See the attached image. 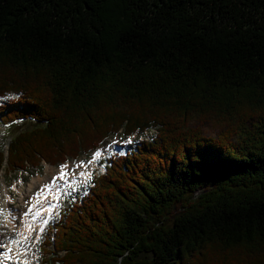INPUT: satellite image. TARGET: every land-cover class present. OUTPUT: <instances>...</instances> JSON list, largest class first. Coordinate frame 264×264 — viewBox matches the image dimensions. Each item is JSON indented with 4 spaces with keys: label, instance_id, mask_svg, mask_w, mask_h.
<instances>
[{
    "label": "trees",
    "instance_id": "16d2710c",
    "mask_svg": "<svg viewBox=\"0 0 264 264\" xmlns=\"http://www.w3.org/2000/svg\"><path fill=\"white\" fill-rule=\"evenodd\" d=\"M0 171L110 135L50 264H264V0H0Z\"/></svg>",
    "mask_w": 264,
    "mask_h": 264
},
{
    "label": "rangeland",
    "instance_id": "374dc122",
    "mask_svg": "<svg viewBox=\"0 0 264 264\" xmlns=\"http://www.w3.org/2000/svg\"><path fill=\"white\" fill-rule=\"evenodd\" d=\"M13 96L14 95L11 94L9 96L0 98V103ZM21 127L25 128L27 127V125L22 122H19L15 125L6 128L0 126V150L5 149L6 155L8 154V143L10 141V136L16 131H18ZM156 132L157 131L155 129H148L145 130L143 133L136 132L128 138L123 136L121 133L110 135V137H108L100 147L101 149L99 148V151H101V156L98 159H93L95 152H92L90 155L82 154L76 160L69 159L67 162H65L69 164V170L74 173H77L81 168H83L84 165L90 166L91 164H95V167L87 180H85L84 182H80L76 187L72 186L69 190H64L65 192L63 191L60 194L57 206L55 207L53 212H51V214L48 216V223L44 227L43 239H41L40 244H37L35 242V239L39 234L38 228L36 226L33 231L32 237L28 239L29 250L32 251V249L36 247L38 248L36 254L40 258L44 257L43 246L41 243L45 239V235H47L48 233L47 228L52 224L53 219L58 216L60 209L65 204H67L68 201L74 200L78 195H81L84 192L89 179H91L93 175L102 173L105 170L102 160L107 155L116 152L124 153L126 150L133 148L137 142L139 143V141L143 139L152 138V136H154ZM129 139H131V143H127ZM109 145H111V147H109ZM89 161H91V163H89ZM78 164L81 165V167H76ZM62 165L63 164H52L49 162L41 161L38 167H34L29 171L9 173L6 172L5 169H3L2 171H0V197L6 202L11 203L12 207H14L15 209L18 210L20 208L19 210L21 212H24L26 208L30 206V202H32V197L37 194V192H40L41 189H43L45 183H49L50 179H53L54 177L58 176L59 170L61 169ZM19 227H21L20 224ZM8 232H10L9 229H3L2 231H0V234H3V241L6 240V234H9ZM11 233H17V229H13Z\"/></svg>",
    "mask_w": 264,
    "mask_h": 264
},
{
    "label": "bare ground",
    "instance_id": "6f19581e",
    "mask_svg": "<svg viewBox=\"0 0 264 264\" xmlns=\"http://www.w3.org/2000/svg\"><path fill=\"white\" fill-rule=\"evenodd\" d=\"M64 165H67V168L65 169V171L69 174L68 178H67V183L63 180H57L56 186L52 189L51 192H48V189L45 188V186L50 185L52 183L53 179H50L51 178L50 177L49 178L50 182L45 183V186L43 187L44 192L39 197L40 203H36L35 197L37 194H35V195L33 194L34 196L32 197V202H30L31 204L28 208H26V210L24 209L25 210L24 212H21L19 210L20 208L18 210L15 209L14 207H12L11 203L6 202L5 200H3L0 197V209L4 210V214L0 215V231H2L3 229L13 230V229H16V227H17V233L18 234L9 236V238L15 237V240H17L20 244H22L24 241L27 243L28 237L32 236L35 227L37 226L38 231H39L40 227H41L42 220L48 219V216L51 214V212H53L55 207L52 208L50 213H49L48 209L51 205L57 206L60 194L64 190L65 191L69 190L72 186L76 187L80 182H84L85 180H87L89 177V174L92 173V171L94 170V167H95V164H91L90 166L84 165L83 168H81L77 173H74V172H71L69 170V168H68L69 164L68 163H66ZM81 173H84V175H81ZM59 174H60V170H59ZM59 174H58V176H59ZM68 185H71V186L69 187ZM57 195H58V198H57ZM33 205H35V207L33 208L34 212L37 210L42 211L40 218L33 219V216L31 214L26 215V213L28 212V209L30 207H33ZM20 219H21L22 223L21 222L19 223ZM19 224L21 225V227H19ZM27 224H31L33 227V230L29 231V229L26 227ZM10 233H11V231H10ZM21 233H23L24 235L22 236ZM40 234L41 233L39 231L38 235L40 236ZM24 236H26L27 239H24ZM9 240L10 239H7V241H5V242H8ZM35 242L37 244H40L41 236H40V241L37 242V240L35 239ZM37 249L38 248L34 247L31 251V250H29V248H25V250H26L25 254L26 255L23 256L24 258L22 259V263L27 262V264H42V262L45 260V258L44 257L40 258L36 254ZM43 252H44V250H43Z\"/></svg>",
    "mask_w": 264,
    "mask_h": 264
},
{
    "label": "snow or ice",
    "instance_id": "6c2138e0",
    "mask_svg": "<svg viewBox=\"0 0 264 264\" xmlns=\"http://www.w3.org/2000/svg\"><path fill=\"white\" fill-rule=\"evenodd\" d=\"M131 142H132L131 139H129L127 141V143H131ZM109 147H111V145H109ZM100 156H101V151H96L95 154H94L93 159L94 160L95 159H98ZM89 163H91V161H89ZM76 167L79 168V167H81V165L78 164ZM66 168H67V165H62L61 166V169H60L59 176L54 177L53 180H52V183L50 185H46L45 186V188H47L49 192H51L52 189L56 186L57 180H63V181H65L67 183V178H68V175L69 174L65 171ZM81 175H84V173H81ZM68 186L70 187L71 185H68ZM43 192H44V189H41V191L37 193V195L35 197L36 203H40L39 197L43 194ZM57 198H58V195H57ZM34 207H35V205H33V207H30L28 209V212L26 213V215L27 214H31L33 216V219L40 218L41 217V214H42V211L41 210H37V211L34 212L33 211V208ZM53 207H56V205H51L49 207V209H48L49 213L51 212V210H52ZM3 214H4V210L3 209H0V215H3ZM47 223H48V219H43L42 220L41 227H40V230H39L41 234L44 232V227L47 225ZM26 227L29 229V231L33 230V227H32L31 224H27ZM21 235L23 236L24 234L21 233ZM24 239H27V237L24 236ZM36 240H37V242L40 241V236L39 235L36 237ZM9 243L12 244V245H15V244H17L19 242L17 240H15V239H11L9 241ZM0 247H7V245L0 244ZM11 252H12V248L7 247V253H6V255H7V259H9V260H11L13 258L11 256ZM25 264H27V262H25Z\"/></svg>",
    "mask_w": 264,
    "mask_h": 264
}]
</instances>
